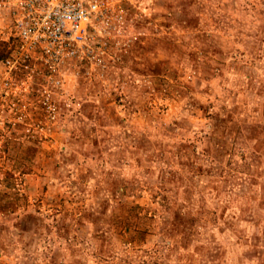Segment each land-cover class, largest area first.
Wrapping results in <instances>:
<instances>
[{
	"label": "rangeland",
	"instance_id": "374dc122",
	"mask_svg": "<svg viewBox=\"0 0 264 264\" xmlns=\"http://www.w3.org/2000/svg\"><path fill=\"white\" fill-rule=\"evenodd\" d=\"M109 1L49 73L0 0V264H264V0Z\"/></svg>",
	"mask_w": 264,
	"mask_h": 264
},
{
	"label": "built area",
	"instance_id": "2783aa9c",
	"mask_svg": "<svg viewBox=\"0 0 264 264\" xmlns=\"http://www.w3.org/2000/svg\"><path fill=\"white\" fill-rule=\"evenodd\" d=\"M9 6L18 59L40 58L49 73L77 57L95 21L106 29L124 22L109 0H11Z\"/></svg>",
	"mask_w": 264,
	"mask_h": 264
}]
</instances>
